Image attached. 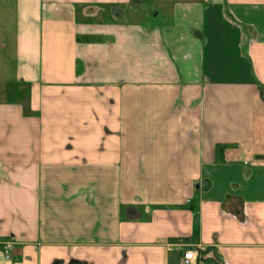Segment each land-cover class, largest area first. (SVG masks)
<instances>
[{"label":"crops","instance_id":"0c3cea01","mask_svg":"<svg viewBox=\"0 0 264 264\" xmlns=\"http://www.w3.org/2000/svg\"><path fill=\"white\" fill-rule=\"evenodd\" d=\"M11 5L0 264H264V0Z\"/></svg>","mask_w":264,"mask_h":264},{"label":"rangeland","instance_id":"374dc122","mask_svg":"<svg viewBox=\"0 0 264 264\" xmlns=\"http://www.w3.org/2000/svg\"><path fill=\"white\" fill-rule=\"evenodd\" d=\"M144 7V6H143ZM12 8L11 5V0L8 1V10L10 11V9ZM146 8V12L149 15V19H154L157 22H161L163 21V19L166 18V16L162 13V14H158L157 16H154V13L152 14L151 11H153L150 6H145ZM8 11V14L6 15V19H7V25L6 26H2L0 25V62H2L3 60V64H5L7 67L6 68H0V99L2 98L4 91L3 88L5 87V85L7 84V92L8 95L7 97H12L11 96V91L15 92V87H13V80L11 78V66H12V56H11V47H10V40L11 37L13 35V31H12V25H11V14ZM155 11V10H154ZM5 18V17H4ZM124 18V17H123ZM4 44H7L6 48L3 47ZM27 88L24 86L22 88V94L24 96H27Z\"/></svg>","mask_w":264,"mask_h":264},{"label":"built area","instance_id":"2783aa9c","mask_svg":"<svg viewBox=\"0 0 264 264\" xmlns=\"http://www.w3.org/2000/svg\"><path fill=\"white\" fill-rule=\"evenodd\" d=\"M14 246V242L9 240L3 244V254L6 258L9 257L10 251ZM207 246L203 244H191L184 246L179 264H207L206 259Z\"/></svg>","mask_w":264,"mask_h":264}]
</instances>
